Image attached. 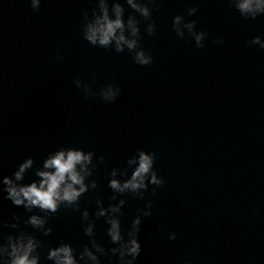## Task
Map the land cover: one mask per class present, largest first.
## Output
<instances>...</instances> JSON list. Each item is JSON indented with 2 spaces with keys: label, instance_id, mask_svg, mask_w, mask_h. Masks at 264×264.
Segmentation results:
<instances>
[{
  "label": "clouds",
  "instance_id": "1",
  "mask_svg": "<svg viewBox=\"0 0 264 264\" xmlns=\"http://www.w3.org/2000/svg\"><path fill=\"white\" fill-rule=\"evenodd\" d=\"M33 11L38 10L41 0H27ZM92 7L81 14L80 34L90 45L108 49L116 53L127 51L137 65H148L152 62V54L140 46L141 32L137 17L143 18L144 33L151 36L156 30L152 20V10L160 6L161 0H90ZM229 7L234 8L245 19H255L264 15V0H226ZM125 5L131 11L125 15ZM195 4H188L183 13L171 17V28L178 38L187 34L195 47H202L206 33L196 28V22L188 19L196 13ZM220 43L221 38L217 37ZM249 43L264 50V38L261 35L251 36ZM73 85L82 91L85 97L98 96L102 101L111 103L121 93L116 82L91 89L87 80L77 74L72 79ZM91 149L75 145H59L48 151L34 166L31 155L19 160L11 174H0V195L14 206H22L28 213L21 218L15 213L10 220L0 218V229L7 227L18 229L19 224L29 225L41 236L47 237L52 231L48 219L60 208L78 209L81 230L87 242L79 246V250L64 240L50 244L43 253V261L49 264H101L105 255L115 256L116 264H136L141 251L138 234L141 217L151 215V200H144V206L138 208L126 229L122 232L120 215L126 201L124 194L143 197L149 186L159 187L163 178L154 168L155 153L151 150L136 148L126 157L122 166L109 169L106 185L111 190L109 202L105 204L97 196L92 216L103 218L105 233L110 247L98 243L95 236V221L90 219L89 209L80 206V199L86 192L97 187L94 170L97 162L103 159ZM31 170L30 178L26 173ZM175 232L168 233L172 240ZM41 240L32 231L23 228L4 233L0 231V264H43L41 259ZM185 264H191L186 260Z\"/></svg>",
  "mask_w": 264,
  "mask_h": 264
},
{
  "label": "water",
  "instance_id": "2",
  "mask_svg": "<svg viewBox=\"0 0 264 264\" xmlns=\"http://www.w3.org/2000/svg\"><path fill=\"white\" fill-rule=\"evenodd\" d=\"M264 264V117L175 264Z\"/></svg>",
  "mask_w": 264,
  "mask_h": 264
}]
</instances>
